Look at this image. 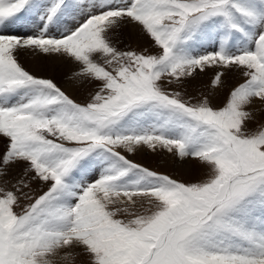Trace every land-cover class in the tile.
Listing matches in <instances>:
<instances>
[{
	"label": "snow or ice",
	"instance_id": "snow-or-ice-1",
	"mask_svg": "<svg viewBox=\"0 0 264 264\" xmlns=\"http://www.w3.org/2000/svg\"><path fill=\"white\" fill-rule=\"evenodd\" d=\"M20 55L70 61L85 101ZM209 70L243 77L222 106L171 90ZM261 113L264 0H0V264H264Z\"/></svg>",
	"mask_w": 264,
	"mask_h": 264
},
{
	"label": "rangeland",
	"instance_id": "rangeland-1",
	"mask_svg": "<svg viewBox=\"0 0 264 264\" xmlns=\"http://www.w3.org/2000/svg\"><path fill=\"white\" fill-rule=\"evenodd\" d=\"M123 35L125 37L124 43H119L118 41H114L117 43L118 47L121 50H124L129 43L132 48H136L137 50L148 46V44L150 43L146 36L139 35L138 28L134 29L132 26H129L126 29H124ZM130 36L131 39H129ZM149 51H154V50L149 49ZM20 63L23 65V62ZM44 65H46L44 69L46 73L43 71L41 75L44 74L43 76L53 78L59 86H61L69 95H71L78 102L85 101L88 90L75 88L74 82L69 80L71 70L76 67L74 64H72L70 61L66 62L62 60H57ZM25 68L27 69V67ZM212 75H213L212 70L206 71L205 73L198 75L196 80L191 81L186 88L173 86L171 90L180 91L182 93L183 98L186 100L189 99V97H191L192 102H196L197 100L202 98V96H210L212 98L213 106L216 107L222 106L226 99L229 88L239 82H242L243 77L240 73L230 74L228 77L225 78L226 80L225 86L223 88L214 90L210 85V78L212 77ZM63 80H67L66 86L62 83ZM253 107L259 108L261 106L259 104H255L253 105ZM262 119H264V113L258 114L257 123L261 122ZM248 127L249 129H252L255 127V125L249 124ZM2 144L3 142L0 141V150H2ZM148 156L149 155L146 153L144 157L142 156L143 159L140 156L136 157V155L135 157L134 155H130L129 158L133 159L138 163L144 164L145 166L151 168L154 171L168 174L172 178L182 182L200 181L205 178L206 173L208 171L206 166L201 165L195 161H192L190 163L192 168V174H191L185 170L184 168L185 165L184 167H181L180 165L183 164L179 163L178 161H174L171 156H167L166 158H163V154L157 155L155 157L153 156L148 157ZM17 174H18V170L13 173V175H17ZM35 187L36 185H33V188ZM16 211L19 212L20 208H17ZM76 264H79V259H77Z\"/></svg>",
	"mask_w": 264,
	"mask_h": 264
},
{
	"label": "bare ground",
	"instance_id": "bare-ground-1",
	"mask_svg": "<svg viewBox=\"0 0 264 264\" xmlns=\"http://www.w3.org/2000/svg\"><path fill=\"white\" fill-rule=\"evenodd\" d=\"M19 60H20V62H23V65H24V67H27V70H29L30 72H32L33 74H36V75H41L42 74V72L44 71L45 73H46V71L44 70L45 69V66L46 65H44V64H41V62L39 61V60H37V59H34L33 57H31V56H28V55H20L19 56ZM42 70V71H41ZM51 74V73H50ZM44 75V74H43ZM66 81L67 80H63L62 81V83L66 86ZM213 90V89H212ZM214 90H216V89H214ZM212 92H214V91H212ZM148 154L149 156H153V157H155V156H157L156 154H152L151 152H143V153H140V154H137L136 155V157L137 156H140V157H144V155L145 154ZM148 156V157H149ZM134 157H135V155H134ZM143 157H142V159H143ZM167 156H164L163 155V158H166ZM192 161H189V162H187V163H184L183 165H180L181 167H184V165H185V170L187 171V172H189V173H191L192 174V168H191V165H190V163H191Z\"/></svg>",
	"mask_w": 264,
	"mask_h": 264
}]
</instances>
